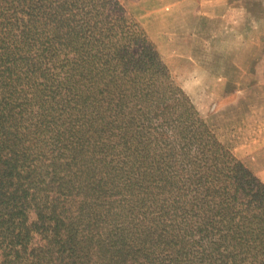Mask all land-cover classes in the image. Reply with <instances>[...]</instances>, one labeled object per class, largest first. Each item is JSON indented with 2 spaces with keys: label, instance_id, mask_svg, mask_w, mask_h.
Segmentation results:
<instances>
[{
  "label": "trees",
  "instance_id": "trees-1",
  "mask_svg": "<svg viewBox=\"0 0 264 264\" xmlns=\"http://www.w3.org/2000/svg\"><path fill=\"white\" fill-rule=\"evenodd\" d=\"M0 264H264V182L121 0H0Z\"/></svg>",
  "mask_w": 264,
  "mask_h": 264
},
{
  "label": "crops",
  "instance_id": "crops-1",
  "mask_svg": "<svg viewBox=\"0 0 264 264\" xmlns=\"http://www.w3.org/2000/svg\"><path fill=\"white\" fill-rule=\"evenodd\" d=\"M205 6L192 14L189 44H213L218 58L207 67L193 59L183 88L199 106L205 93L211 112L229 114L221 122L230 123L232 141L221 140L264 182V0H205Z\"/></svg>",
  "mask_w": 264,
  "mask_h": 264
},
{
  "label": "rangeland",
  "instance_id": "rangeland-1",
  "mask_svg": "<svg viewBox=\"0 0 264 264\" xmlns=\"http://www.w3.org/2000/svg\"><path fill=\"white\" fill-rule=\"evenodd\" d=\"M121 1L125 10L135 18L146 31L151 43L156 46L161 57L168 65L173 78L182 88L183 85L189 84L188 81L191 75L190 65L193 59L197 62H203L202 65H199L201 67H207V63L209 66H213L214 61H212V59L217 50L213 47V44H189V36L192 34L191 31H189V27L191 28L193 20L192 14L196 11L205 12V0ZM182 25L184 27H181ZM188 31L191 33L190 35ZM216 55L218 54L216 53ZM215 57L218 58V56ZM184 90L188 94L186 89ZM204 90L203 92H206ZM233 97L234 96L231 95L228 99L232 100ZM191 100L193 101V99ZM194 103L217 139L222 143L223 141L221 139L227 141V144L230 143L229 140L232 141V137L230 133L231 130L229 129L230 123H228L229 114H220L217 116L211 112V103H209V98L205 96V93H203V96L199 99V103L202 106H199L197 102ZM222 119L228 121L222 123ZM232 129V133L235 134L236 129ZM234 140L236 141V139ZM223 144L229 148V145ZM233 154L237 157L236 152Z\"/></svg>",
  "mask_w": 264,
  "mask_h": 264
}]
</instances>
